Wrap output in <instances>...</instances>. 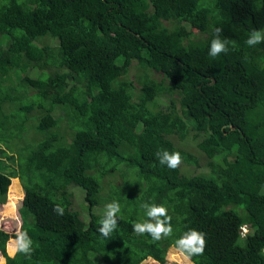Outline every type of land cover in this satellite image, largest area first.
<instances>
[{
	"label": "trees",
	"instance_id": "trees-1",
	"mask_svg": "<svg viewBox=\"0 0 264 264\" xmlns=\"http://www.w3.org/2000/svg\"><path fill=\"white\" fill-rule=\"evenodd\" d=\"M215 28L229 43L213 58ZM253 30L264 32V0H0V158L17 163L0 168V205L14 212L22 199L19 230L33 242L30 257H9L15 234L0 225L7 264H165L189 229L206 241L192 264H264V42L245 43ZM133 61L163 78L146 73L136 88L120 76ZM20 70L21 84H6ZM22 125L28 144L19 148ZM189 142L207 164L185 149ZM157 151L178 152L180 165H160ZM116 173L123 182L103 196L102 180ZM77 187L84 223L72 209ZM113 201L117 227L104 238L94 208ZM145 202L167 209L171 236L133 232L147 220Z\"/></svg>",
	"mask_w": 264,
	"mask_h": 264
},
{
	"label": "clouds",
	"instance_id": "clouds-1",
	"mask_svg": "<svg viewBox=\"0 0 264 264\" xmlns=\"http://www.w3.org/2000/svg\"><path fill=\"white\" fill-rule=\"evenodd\" d=\"M214 38L212 39L209 47V55L216 58L221 53L226 52L228 49L226 45L229 43L227 40H221L219 34L221 29L215 28ZM264 42V32L260 30H253L245 43L248 46H255ZM234 44V42H232ZM159 164L166 166L169 169H176L181 163V156L178 152L169 153L168 151H157L155 153ZM141 208L145 210L147 220L144 222H137L133 224V232L136 235L148 234L153 241H160L163 238L172 235L173 229L171 226V217L168 215L167 209L162 205L142 203ZM120 204L117 201L107 203L102 218L99 220L98 232L104 238H109L117 227V214L120 212ZM53 211L58 215L64 214V209L61 205L57 204ZM19 222V218L15 217ZM241 236L248 233L246 225L240 228ZM32 240L26 231H16L14 237H10L8 241V255L15 257L17 253L24 254L25 256L31 255ZM204 233L195 229H189L184 232L178 239L175 240L173 251L169 259L175 264H191L193 256L202 255L205 248ZM0 264H7L3 255H0Z\"/></svg>",
	"mask_w": 264,
	"mask_h": 264
},
{
	"label": "rangeland",
	"instance_id": "rangeland-1",
	"mask_svg": "<svg viewBox=\"0 0 264 264\" xmlns=\"http://www.w3.org/2000/svg\"><path fill=\"white\" fill-rule=\"evenodd\" d=\"M189 30H190V28L187 25L183 24L181 26L182 33H186ZM5 58H6V55L4 53H0V60L2 62L5 61ZM146 73H148V75L152 79L157 80V81H159V80H161L163 78V75L160 74V73H158V72H155L153 70H149V71L145 70L141 65H139V63L137 61H133L132 64L130 66H128L123 71V73L120 76L121 77H126V78H129V79L133 80L136 88H140V86H141L140 79ZM26 74H27L26 71L20 70V71L17 72V74H12V76L10 77L11 79H8V81L6 82V84L13 85V86L16 85V84H21V82L17 78V76L19 78H22ZM28 74L30 76H32V77H36L38 75V71L37 70H31V71L28 72ZM33 93H34L33 89H31V88L28 89V91L25 93L27 95L26 98L29 99L33 95ZM166 100H167L166 98H162V99H160V102L163 103V104H166ZM39 113H40L39 110H33V111H31L28 114L31 117L29 123H27V125H29V127H30V129L26 133V135H28V137L29 136L30 137L33 136V133H34L33 132L34 131L33 130V124L34 125L36 124V117L39 115ZM60 113H61V110L58 109L56 111V115H58ZM20 119H21V115L20 114L16 115L15 118H14L15 123L16 122H20L21 121ZM16 125L18 126V125H21V124H16ZM23 127H24V125H22V127H21V130H22L21 132H23V133L20 135V138L19 139H16V140L14 139L15 142H16V144H17V146L19 148H21V146H23L24 144H28V142H27V140L25 138V135H24ZM11 128L12 127H9L8 129L5 130L4 135L6 136V139H10L9 133L11 132ZM190 136H192V135H190ZM40 138L36 139L33 144L35 145ZM66 138H67L68 141L70 140V137H66ZM0 145L2 147L5 146L3 141H1V144ZM183 146L185 147L186 150H188L194 156H196L199 159V161H200V163L202 165L207 164V161H208L207 157H205V155H203L197 149L195 143L189 142V143L183 144ZM10 151L8 152V155L11 154ZM16 166H17L16 161L11 160V159H9L7 157H1L0 158V168L3 169L5 172H10V171L15 170L16 169ZM200 170H205V167L204 168L201 167ZM200 170L197 169L195 171L192 167L187 168V171L189 172V174L196 173L197 171H200ZM15 179L17 181V184L15 186L16 190H18L19 194L20 193H23V188H22L19 180L17 178H15ZM122 182H123L122 181V178H121V176L118 173H116V174H114L112 176H108V177L104 178L102 180V185H103L102 195L105 196L106 194H108V192L109 193H111V192L112 193H115L117 191V189L119 188L120 183H122ZM72 190H73V193H74V198H73V203H72V209L73 210H76L79 213L80 218L82 219V222L83 223L84 222H87L88 219H89V216H88V213H87L86 204L84 202V191L81 188H79V187L73 188ZM21 200H18L17 203L15 204V210H14V212H11V209H10L11 206L10 207H7V209L5 208L6 211H4L3 205H0V225H1V227L3 229H5L6 231H8L10 233H13V234H15L16 231H18L20 229L21 220H20V215L18 213V208L21 205ZM10 201L11 202H14L15 201V196H12L10 198ZM7 203H8V193H7V200H6L5 204H7ZM94 211L97 212V213H104L105 209L102 208V207H95L94 208ZM2 212L4 213V216H2ZM15 217H18L19 218V222L17 221V219H15ZM172 251H173V247H170L168 249V251H167V256H166L167 257V262L165 264H175V262H173V261H171L169 259V256L171 255ZM141 264H161V263H159V262H157V261H155V260H153L151 258H147L144 261H142ZM191 264H192V262H191Z\"/></svg>",
	"mask_w": 264,
	"mask_h": 264
},
{
	"label": "crops",
	"instance_id": "crops-1",
	"mask_svg": "<svg viewBox=\"0 0 264 264\" xmlns=\"http://www.w3.org/2000/svg\"><path fill=\"white\" fill-rule=\"evenodd\" d=\"M18 179V178H17ZM12 180H15V178H12Z\"/></svg>",
	"mask_w": 264,
	"mask_h": 264
}]
</instances>
